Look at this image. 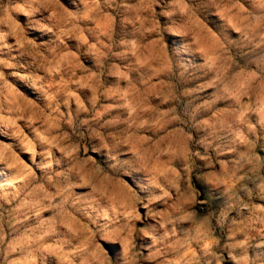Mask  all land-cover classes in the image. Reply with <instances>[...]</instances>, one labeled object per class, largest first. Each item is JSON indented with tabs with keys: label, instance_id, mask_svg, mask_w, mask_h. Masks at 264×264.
I'll use <instances>...</instances> for the list:
<instances>
[{
	"label": "rangeland",
	"instance_id": "obj_1",
	"mask_svg": "<svg viewBox=\"0 0 264 264\" xmlns=\"http://www.w3.org/2000/svg\"><path fill=\"white\" fill-rule=\"evenodd\" d=\"M0 264H264V0H0Z\"/></svg>",
	"mask_w": 264,
	"mask_h": 264
}]
</instances>
